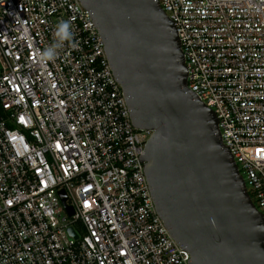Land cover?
Segmentation results:
<instances>
[{"label": "built area", "instance_id": "2783aa9c", "mask_svg": "<svg viewBox=\"0 0 264 264\" xmlns=\"http://www.w3.org/2000/svg\"><path fill=\"white\" fill-rule=\"evenodd\" d=\"M157 1L264 215V0ZM60 21L72 39L45 60ZM151 136L80 0H0V264H191L155 205Z\"/></svg>", "mask_w": 264, "mask_h": 264}, {"label": "water", "instance_id": "95a60500", "mask_svg": "<svg viewBox=\"0 0 264 264\" xmlns=\"http://www.w3.org/2000/svg\"><path fill=\"white\" fill-rule=\"evenodd\" d=\"M80 1L106 41L134 126L152 131L144 160L155 205L191 264H264V215L216 113L188 88L173 21L157 0Z\"/></svg>", "mask_w": 264, "mask_h": 264}, {"label": "clouds", "instance_id": "9594fccd", "mask_svg": "<svg viewBox=\"0 0 264 264\" xmlns=\"http://www.w3.org/2000/svg\"><path fill=\"white\" fill-rule=\"evenodd\" d=\"M56 42L53 46L46 49L42 55L45 60L54 59L56 55V49L63 46L65 41L72 39L73 33L71 31V24L69 21H60L56 27Z\"/></svg>", "mask_w": 264, "mask_h": 264}]
</instances>
